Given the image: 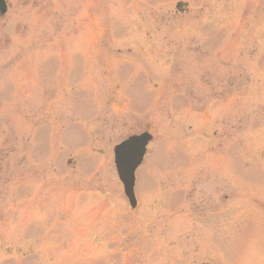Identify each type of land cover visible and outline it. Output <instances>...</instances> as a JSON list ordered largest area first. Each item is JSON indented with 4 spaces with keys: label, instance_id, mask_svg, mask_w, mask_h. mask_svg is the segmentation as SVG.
<instances>
[{
    "label": "rangeland",
    "instance_id": "rangeland-1",
    "mask_svg": "<svg viewBox=\"0 0 264 264\" xmlns=\"http://www.w3.org/2000/svg\"><path fill=\"white\" fill-rule=\"evenodd\" d=\"M5 1L0 264H264V0Z\"/></svg>",
    "mask_w": 264,
    "mask_h": 264
},
{
    "label": "water",
    "instance_id": "water-1",
    "mask_svg": "<svg viewBox=\"0 0 264 264\" xmlns=\"http://www.w3.org/2000/svg\"><path fill=\"white\" fill-rule=\"evenodd\" d=\"M6 12V2L5 0H0V13L4 15ZM152 139L153 137L149 133L131 136L114 149L118 176L124 186V193L129 199L132 208H135L137 205L134 193L135 172L142 164Z\"/></svg>",
    "mask_w": 264,
    "mask_h": 264
}]
</instances>
